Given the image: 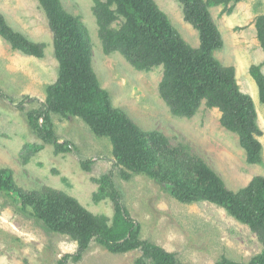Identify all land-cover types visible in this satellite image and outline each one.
I'll list each match as a JSON object with an SVG mask.
<instances>
[{
  "label": "rangeland",
  "instance_id": "374dc122",
  "mask_svg": "<svg viewBox=\"0 0 264 264\" xmlns=\"http://www.w3.org/2000/svg\"><path fill=\"white\" fill-rule=\"evenodd\" d=\"M59 1L86 28L82 42H86L85 48H91L90 64L98 83L107 90L113 105L124 110L139 128L160 131L173 146L185 145L189 154L196 161L202 160L228 190L236 192L254 176H264V103L249 73L251 65L264 61L256 29L257 18L264 15V0L209 7L222 40L215 56L224 65L235 66L240 90L251 98L262 130L258 137L262 158L256 163L250 161L239 135L222 125L218 108L202 103L192 117L171 113L159 92L165 61L140 71L120 52L105 53L93 10L95 0ZM154 1L183 39L193 48L200 47V31L186 19L184 3ZM231 6L233 11L227 13ZM111 9L115 11L116 6ZM0 13L15 31L45 45L41 56L25 54L0 35V90L4 94L0 95V168L12 169L20 187L30 191L49 186L64 191L92 213L106 215L113 225L115 200L110 196L99 200L95 197L101 189L97 179L113 172L123 205L141 224V239L173 254L180 264H220L224 259L248 264L263 253L264 241L258 232L222 205L207 199L182 202L150 172L127 168L116 156L112 135L95 133L83 115L51 114L55 135L71 146L69 152H57L29 120L30 112L43 108L48 87L59 78L60 63L50 18L41 0H0ZM118 15L115 28L126 21L122 13ZM27 155L30 159L24 163ZM162 161L174 166L170 159L162 157L153 163V168L160 171L159 162L167 167ZM183 168L178 167L181 175ZM169 171L166 170L169 176H177ZM78 249L76 236L51 230L43 220L0 195V264H59L64 256L75 255ZM141 257L155 264L152 258L145 257L141 246L113 252L93 239L80 259L70 257L66 264H138Z\"/></svg>",
  "mask_w": 264,
  "mask_h": 264
},
{
  "label": "trees",
  "instance_id": "16d2710c",
  "mask_svg": "<svg viewBox=\"0 0 264 264\" xmlns=\"http://www.w3.org/2000/svg\"><path fill=\"white\" fill-rule=\"evenodd\" d=\"M41 1L54 30L60 72L58 80L48 87L43 108L30 112L32 127L52 143L57 152H69L70 144L60 142L54 133L51 114L83 115L95 133L112 135L116 156L127 168L135 172H150L182 202L207 199L222 205L237 219L249 224L264 241V176H254L247 186L236 192L228 190L217 175L207 170L202 160L196 161L189 154L185 145L173 146L160 131L145 132L139 128L124 110L113 105L107 90L98 83L90 64L91 48H85L86 42H82L86 28L79 18L68 12L59 0ZM181 1L186 19L200 31V47L193 48L183 39L154 0H95L93 10L104 51L106 54L120 52L140 71L165 61L166 70L159 92L171 113L178 117H192L202 103L208 108H218L222 113V125L239 135L250 161L259 162L262 145L258 137L262 130L257 123L251 98L240 90L235 66L224 65L215 56L222 40L209 9L210 5H228L239 0ZM112 5L116 6L115 11L111 9ZM232 11L231 6L227 13ZM119 13L126 21L115 28L113 23ZM256 29L264 49V15L257 18ZM0 35L9 40L13 48L25 54L41 56L44 53L45 45L34 43L15 31L2 13ZM263 65L264 61L251 65L249 73L264 103ZM0 95H4L1 90ZM28 147L33 150V146ZM29 157H24V163L29 161ZM162 157L170 159L174 166H167L162 161L167 167L159 162L160 171L155 170L153 163ZM89 163L90 160L85 165ZM180 166L184 167V175L178 171ZM166 170L175 172L177 176H169ZM112 174L110 172L97 179L101 189L95 197L99 200L110 196L115 200L117 212L113 225H110L106 215L92 213L64 191L49 186L26 191L17 184L10 168H0V195L19 204L22 211L43 220L51 230L76 236L79 241L77 253L72 256L67 254L59 264H66L70 257L80 259L93 239L113 252H125L141 246L145 257L152 258L155 264H180L173 254L141 239V224L123 205ZM138 264L148 262L141 257ZM220 264L237 263L224 259ZM248 264H264V251Z\"/></svg>",
  "mask_w": 264,
  "mask_h": 264
}]
</instances>
